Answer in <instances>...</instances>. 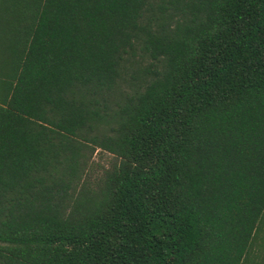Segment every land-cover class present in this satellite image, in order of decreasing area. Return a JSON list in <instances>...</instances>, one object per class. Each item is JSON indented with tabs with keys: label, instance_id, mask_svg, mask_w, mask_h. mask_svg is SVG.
<instances>
[{
	"label": "trees",
	"instance_id": "16d2710c",
	"mask_svg": "<svg viewBox=\"0 0 264 264\" xmlns=\"http://www.w3.org/2000/svg\"><path fill=\"white\" fill-rule=\"evenodd\" d=\"M0 264H264V0H0Z\"/></svg>",
	"mask_w": 264,
	"mask_h": 264
},
{
	"label": "rangeland",
	"instance_id": "374dc122",
	"mask_svg": "<svg viewBox=\"0 0 264 264\" xmlns=\"http://www.w3.org/2000/svg\"><path fill=\"white\" fill-rule=\"evenodd\" d=\"M94 160L96 162H99L101 165L107 166L108 165L109 156L96 152V155L94 156Z\"/></svg>",
	"mask_w": 264,
	"mask_h": 264
}]
</instances>
